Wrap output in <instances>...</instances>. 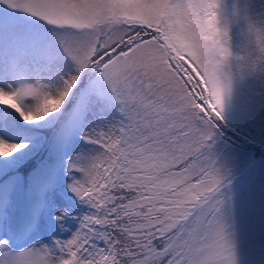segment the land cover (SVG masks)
Masks as SVG:
<instances>
[{"label": "snow or ice", "instance_id": "obj_1", "mask_svg": "<svg viewBox=\"0 0 264 264\" xmlns=\"http://www.w3.org/2000/svg\"><path fill=\"white\" fill-rule=\"evenodd\" d=\"M0 264H264V0H0Z\"/></svg>", "mask_w": 264, "mask_h": 264}, {"label": "rangeland", "instance_id": "obj_2", "mask_svg": "<svg viewBox=\"0 0 264 264\" xmlns=\"http://www.w3.org/2000/svg\"><path fill=\"white\" fill-rule=\"evenodd\" d=\"M259 158V155H258V153H257V159Z\"/></svg>", "mask_w": 264, "mask_h": 264}]
</instances>
